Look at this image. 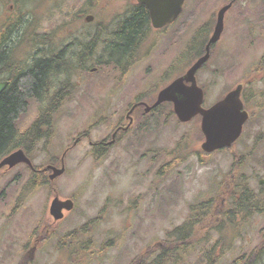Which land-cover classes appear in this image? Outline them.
I'll return each instance as SVG.
<instances>
[{
	"label": "rangeland",
	"instance_id": "1",
	"mask_svg": "<svg viewBox=\"0 0 264 264\" xmlns=\"http://www.w3.org/2000/svg\"><path fill=\"white\" fill-rule=\"evenodd\" d=\"M133 1L28 0L20 10L34 19L32 39L41 40L44 35L45 41L38 44H47L51 52L66 53L89 41L82 37L84 33L95 36L97 30L114 32L115 22L123 20ZM228 2L185 1L184 12L175 24L179 35L174 69L177 74H183L194 63L203 41L212 33L218 10ZM89 15L93 20L86 23L84 18ZM223 23L220 40L196 78L206 93L205 108L246 81V110L251 117L239 141L228 151L202 158L197 154L203 141L199 120L180 124L169 104L161 105L155 122H144L159 131L157 138H149L153 139L151 144L142 138L135 142L125 138L105 158L94 160L87 141L82 140L66 155L65 173L53 182L60 199L74 195L76 208L58 224L50 243L53 246L44 248L47 254L37 256L39 264H132L148 248L173 240L170 233L176 228L194 217H205L208 212L200 208L211 202L221 221L219 231L215 229L193 247L181 249L175 255L178 258L165 264H207L208 253L220 258L216 264H234L260 243L264 215L238 225L239 218H235V209L230 206L234 197L226 198L223 212L217 210V203L221 188L227 189L224 183L235 191L247 188L257 192L256 181L264 179V0H236ZM102 47L87 63L88 69L69 76L70 92L75 95L51 112L44 138L37 139L33 146L34 166L45 167L84 133L92 142L104 140L124 122L134 99L152 97L147 91L148 83L137 87L122 69L107 65ZM163 47L164 39L158 36L156 48ZM155 66L161 64L157 62ZM89 69L95 71L91 73ZM41 108L45 109L40 103L29 102L26 114L15 123L18 135L29 129ZM154 146L156 166L148 164L154 160ZM179 158L183 160L180 166L169 170ZM159 167L160 175L154 172ZM0 173V264H17L18 259L13 257L27 250L29 237L46 222L42 214L48 206L49 187L31 188L30 172L21 165L6 175ZM71 233L76 234L74 238L67 237ZM78 252L84 261L72 262ZM58 253L68 254L58 259ZM152 260L154 257L143 262Z\"/></svg>",
	"mask_w": 264,
	"mask_h": 264
},
{
	"label": "flooded vegetation",
	"instance_id": "2",
	"mask_svg": "<svg viewBox=\"0 0 264 264\" xmlns=\"http://www.w3.org/2000/svg\"><path fill=\"white\" fill-rule=\"evenodd\" d=\"M27 1L28 0H4V2H2V0H0V3L2 2V6H0V8H2V11L0 12L1 14L0 15V83H6L8 85V78H10L11 76L15 77L18 74H21L29 70L30 68L33 67L35 62L44 59L50 61L52 60V65L54 66L55 71L57 72L56 75H53L54 74L53 72L52 73L53 77L51 78L48 75L46 82L42 87L43 91L41 95L35 99H32L34 102L40 103L43 107H45V109L41 108L40 111L37 112V115L34 118L33 123L29 126V129L34 124H36L37 126V134L33 137V140L35 141L29 139L28 141L24 142L23 145L25 149L21 150L27 156V158L32 162L31 156L34 149L33 147L34 143L36 142L37 139L39 141L40 139L44 138L45 129L49 127L51 117L53 116L51 115L52 114L51 112L53 111V113H55L62 102H64L65 100H69V97H73L75 95L74 93L72 94L70 92L71 85H69L70 83L69 76H71V74L74 75L79 74L80 70L82 69H88L86 65L89 62V60H91L96 56V52L98 48L96 47L90 48L88 52L84 51L85 48H74L72 51H67L66 53H64L62 50H58L57 52H51L49 51L48 48L50 47L47 44L44 43L38 44L41 43L42 41H45L44 35H43V39L41 40L35 41L34 39H32V31H34V28H33V23L31 21H33L34 19L28 18L27 14L26 13L22 14L20 10L22 5ZM230 1L231 0H229V2ZM137 6H142V5H138L136 1H133V3L129 6V9H127V11L123 14L122 23H124L125 20H127L132 15L131 14L132 10ZM22 18H25V20L23 21V23H20ZM176 22L177 20L160 29H154L151 25L150 17L148 14V24L143 26L140 36L137 37L136 41L134 42L131 48H128L123 55H116L114 51L111 50V48H109L110 50L106 52V60L104 62L109 66L119 67L120 69H122L124 72V76L129 79L135 80L134 81L135 83L133 82V85L138 84L137 87L143 86L148 83L149 85L147 91L150 94H152L151 98L142 97V98L134 99V101L128 106V110L126 111V114L124 116V122L115 126L112 132L110 133V135L107 136L104 140L98 142H92L89 138V134L84 133L76 137L72 141V144L62 151L59 157L54 156L52 160H50L49 164H47L45 167L39 169L34 165L33 168H29L24 164L21 165L24 167V169L26 168L28 169V172H30L31 182L34 181L35 179L40 178L43 181L42 186L49 187L48 195H50V198L48 199L47 202L48 206L45 210V214H42L43 222L45 220L46 222L43 224L40 230L34 231L32 235L29 237V241L26 244L27 250L23 252L21 255H19L18 258L17 256L13 257L14 260L18 259L19 262L17 264H39V262L37 261L38 259L37 256L41 254H47L43 252L44 248L45 247L49 248L50 245L53 246V244L50 243H51V239L55 237L58 224L63 222L65 216L76 208L77 202L74 195L66 199L59 198L57 190L54 187V183L51 184L49 182V176L52 174V171L49 168H54V167L61 168L62 165L64 166V159L68 154V152L74 150L81 143L82 140L87 141L88 147L91 150V155H92L91 158L94 160H99L109 155L111 150L115 146L119 145L125 138H130L134 142L136 139L142 138L145 140V143L151 144L153 139L158 135L159 131L157 130V127L155 125H147L144 124V122L147 120H153L155 122L156 113L159 112L161 106L151 108L149 109L148 112L146 111V107H152L156 103L157 100L156 98L159 92L170 86L175 80L182 78L185 73L184 72L183 74L182 73L177 74L174 70L176 64L177 41L179 36L178 30L177 28H175ZM119 23L120 22H115L113 29L115 27L116 29H118L120 27ZM12 27H14L13 34L7 37L5 31L9 30L10 28L12 29ZM111 33L113 34L112 31ZM88 35L90 36L91 34L84 33L82 37L85 39L89 37ZM158 36L164 39L163 48H156ZM209 37L204 41L202 48H200L201 52L196 55L197 56L196 59H198L204 54L205 46L209 40ZM92 39H94V36L93 37L90 36V38H88L89 41H91ZM34 41H35V45L33 44ZM89 41H87L86 44ZM22 42H24L25 45H22ZM212 47H214V45ZM20 48H25V50H21ZM34 48L37 49L35 51H32ZM142 62L143 64L140 66ZM157 62H159L161 66L156 67L155 63L157 65ZM57 67L61 71H58L56 69ZM258 67L259 64L256 68L257 70H259ZM92 70L93 69L90 70L91 73ZM202 70L203 69L199 70L198 72ZM256 74H258V72H256ZM60 78H62V80H60ZM196 83H197V78H196ZM243 85L244 86H242L240 100L243 104V109L248 114L247 121L243 125L244 128L245 124L248 122L251 116L249 112L246 110L247 99L245 98L244 95V90L248 86V84L243 82ZM200 88L203 91L204 100H205L206 97L205 90L202 87ZM202 107L205 109L204 104L202 105ZM171 114H173L172 109H171ZM173 116L175 115L173 114ZM194 119H198L200 121L199 116H196L192 120ZM242 134H243V130H242ZM150 137H152L153 139L149 140ZM155 146H154V150L152 151L154 153V160L152 161V163L148 162L149 165L152 164L154 166H156V161L158 156ZM147 152L149 153V151ZM197 154H201V153L197 152ZM201 156L202 158H205L209 155L201 154ZM144 160H146L145 154H144ZM178 160L180 161V164L183 161L180 158ZM176 161L177 159L174 160V162ZM173 163H171L170 167L168 168L169 170L176 168V167L174 168L171 167ZM5 172H12V171L7 170ZM154 172L160 175L161 167L157 169V172L155 169ZM256 187L258 189L257 192H255V190L251 192L247 188L242 189V191L238 189L235 191L234 188L231 190H228L224 187L221 188L222 192L220 196V202L218 204L219 211L223 212L224 207L227 206L226 198L230 196L231 198L233 197L235 198L234 200H231L232 204L230 206L233 207V209H235L234 210L235 218L236 219L239 218L237 220L238 225L241 224L243 225L247 220H249L253 216L255 217L263 216L264 215V193H262L264 191L263 178H259L256 181ZM56 198L59 199V202L61 203L64 202V204L61 205L62 210L60 212H61V216H63L61 220L55 219V216L57 217V215L60 214V212L57 215L50 213V205ZM66 201H71L73 204L72 209L70 211H66L65 209L66 207L69 206V204ZM129 206H126L127 209L129 208ZM260 233H261L260 235L261 241L256 247L252 248V250L248 255L249 259H256L258 254L263 252L264 250L262 247V243L264 239V228L260 231ZM157 249H160V244H157ZM58 254H60V256L58 255L57 257L58 259H60L61 257H63V255L66 256L68 253L67 254L58 253ZM77 256L79 255L74 254V259H76ZM140 261L143 262V259H141Z\"/></svg>",
	"mask_w": 264,
	"mask_h": 264
},
{
	"label": "trees",
	"instance_id": "3",
	"mask_svg": "<svg viewBox=\"0 0 264 264\" xmlns=\"http://www.w3.org/2000/svg\"><path fill=\"white\" fill-rule=\"evenodd\" d=\"M4 2V0H2ZM131 16L119 23V28L116 29L113 34L105 29L103 31L97 30L94 39L85 43L82 48H85V52H88L90 48H99L102 45L104 52L111 50L114 51L116 55H123L128 48H131L136 41L137 37L140 36L141 30L144 25L148 24V13L147 10L142 6L135 7ZM14 27L9 30H4L7 37L13 34ZM112 35V36H111ZM89 36V35H88ZM91 36V35H90ZM87 37V38H90ZM93 37V36H92ZM112 40V41H111ZM13 42V41H11ZM58 71H61L56 68ZM84 70V69H83ZM56 75L54 66L52 65V60H39L34 63L33 67L29 70L18 74L15 77L8 78V85L6 89L0 94V159L8 155L17 148L25 149L23 143L29 139L33 140V137L37 134V126L34 124L30 127L28 131L23 134L18 135L15 128V123L26 114L29 102L32 99L39 97L42 93V87L46 82V79ZM30 140V141H32ZM35 141V140H33ZM180 161L173 163L171 167L178 166ZM43 185V181L39 179L34 180L33 187H39ZM228 190L233 189L230 185H225ZM235 199V198H234ZM206 204L201 206L200 210L208 212L205 217H196L189 220V223L176 228L170 233L173 240L160 242V249L148 248L144 255H140L132 264H165L171 259L178 258L175 255L181 251V249H186L193 247L198 244L199 240H204L209 232L221 227V224L217 217L218 212L214 209V205ZM234 215V212H231ZM218 221V222H217ZM229 223H231L229 221ZM224 224V223H223ZM75 233L69 234L68 238H74ZM220 243H218L219 245ZM264 249V239L262 243ZM210 254V255H209ZM79 257L73 259L72 262H82L84 259L79 253ZM208 258L207 264H216V261L220 259L215 257L213 253H208L206 255ZM151 262H141L140 260L145 258H153ZM239 257L234 264H264V250L259 253L256 259H244ZM240 261V262H239ZM68 262H71L68 260ZM76 264V263H70Z\"/></svg>",
	"mask_w": 264,
	"mask_h": 264
},
{
	"label": "water",
	"instance_id": "4",
	"mask_svg": "<svg viewBox=\"0 0 264 264\" xmlns=\"http://www.w3.org/2000/svg\"><path fill=\"white\" fill-rule=\"evenodd\" d=\"M235 0L217 12L216 24L212 35L205 47V54L187 70L185 75L175 80L170 86L160 91L156 103L152 107H146V111L168 102L172 104L173 112L181 123H187L195 116H200V130L204 136L200 149L205 154L229 148L239 138L242 126L247 120V113L243 111L240 101L242 85L236 86L221 101L211 108L203 109V92L196 85L195 74L202 65L209 59L210 46L215 44L223 32L224 15L231 8ZM137 3L147 8L151 25L154 29H160L173 23L182 12L185 0H137ZM93 17H86V22H91ZM188 84V85H186ZM6 83H0V94L6 87ZM19 164H25L32 168L31 162L23 151L16 150L0 160V172L13 169ZM52 174L49 181H54L64 173V166L61 168H49ZM69 206L66 211L72 209V202L66 201ZM63 203L56 198L50 205V213L57 215ZM56 220L62 219L61 212L55 216Z\"/></svg>",
	"mask_w": 264,
	"mask_h": 264
}]
</instances>
